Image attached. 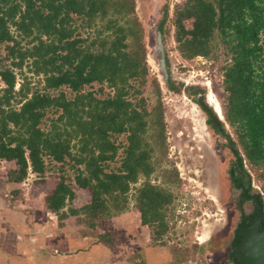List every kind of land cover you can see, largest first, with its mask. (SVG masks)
Here are the masks:
<instances>
[{
    "label": "trees",
    "instance_id": "obj_1",
    "mask_svg": "<svg viewBox=\"0 0 264 264\" xmlns=\"http://www.w3.org/2000/svg\"><path fill=\"white\" fill-rule=\"evenodd\" d=\"M135 5V0H0V47L10 60L4 65L0 57V160L14 164L7 171L14 185L11 194L18 199L16 184L35 173L46 209L58 220L83 216L79 220L89 228H104L99 239L108 246L116 238L106 221L126 209L127 193L139 175L145 181L137 189L135 208L141 224L154 228L157 237L168 228L165 211L172 200L170 192L148 181L153 147L147 131L151 124L162 126V116L160 105L150 111L142 96L149 71ZM168 18L165 0L154 25L162 40ZM173 25L177 51L185 59L208 56L214 38L224 48L223 112L235 137L227 131L223 135L231 144L237 186L251 189L246 164L259 169L264 179V0H183L174 5ZM165 62L168 68L167 55ZM25 67L43 76L41 88L31 89L23 81L15 89L14 69L26 79ZM163 81L170 90L181 91L169 70ZM94 83L106 84L111 92L96 96L89 88ZM153 84L159 92L156 79ZM49 111L56 116L44 129ZM121 134L126 136L123 158L119 167H111ZM158 134L163 140L162 127ZM46 157L72 162L73 178L61 175L49 187ZM75 188L88 199L68 207Z\"/></svg>",
    "mask_w": 264,
    "mask_h": 264
},
{
    "label": "rangeland",
    "instance_id": "obj_2",
    "mask_svg": "<svg viewBox=\"0 0 264 264\" xmlns=\"http://www.w3.org/2000/svg\"><path fill=\"white\" fill-rule=\"evenodd\" d=\"M164 1L135 0V12L144 28L143 41L146 46V64L149 71L148 80L142 88V96L148 110L156 112V107L160 105L162 116V126L151 124L147 131V140L153 147L150 154L153 170L148 181L172 194L171 203L165 211L168 228L163 235L157 237L154 234V228L140 223L139 212L135 208V197L137 189L145 181L141 175L135 183H131L127 193L126 209L107 220L106 226L112 229V236L128 231L136 232L149 243L150 247L164 251L163 258L168 253H172V260L168 264H223L220 262L221 251L227 250L231 228L238 217V212L234 209L235 191L231 187L228 173L233 156L223 145L218 146L220 151L217 153L213 148L207 147L202 117H200L198 109L183 97L182 90L186 82L189 85L193 81L197 82L199 86L203 85L206 91L210 90L221 106L222 119L226 123L227 132L234 139V128L227 122L223 112L225 92L222 88V66L228 58L217 38H214L212 52L208 56L183 58L176 48L173 25L174 5L183 0H167L169 18L165 24L166 31L163 38L165 54L168 55L170 62L167 69L171 79L181 86L180 92L170 90L157 67V55L154 50L156 31L154 25ZM186 25L189 27L190 22H186ZM79 30L82 35L87 34L84 29L80 28ZM262 43L264 45V38H262ZM21 44H25V39L21 40ZM0 57L4 65H10V60L5 58L3 46L0 47ZM14 70L17 73L15 89H18L23 81L31 89L42 87V75H34L28 72V68L25 67L26 79H24L17 69ZM153 79H156L159 84V92L153 84ZM2 87H4V83L0 80V88ZM89 88L97 92L96 96H100L98 93L104 96L111 92L106 84L94 83ZM56 92L51 91V93ZM156 115L157 113L152 115L154 120ZM54 116L56 113L49 111L43 119L41 127L47 129ZM159 126L162 127L163 140L158 137ZM117 141L121 143V146L117 153V159L110 164L111 167H119L121 164L123 148L126 145L125 134L119 135ZM74 149L75 147H73ZM45 159L50 166L45 174L49 187L53 186L55 179L61 175L73 178L75 171L71 166L72 162L61 164L55 163L47 157ZM13 166L12 162L0 160V171L7 172ZM245 166L251 174L253 191L259 192L264 197V179L260 175L261 171L251 168L248 164ZM37 180L36 174L30 172L23 182L17 184L21 190L20 197L16 199L17 203L30 208H39L44 205L45 194L42 186L35 183ZM75 193L76 197L68 204V207H79L88 199L86 192L82 189L75 188ZM54 217L57 218L56 215ZM79 219H83V216L68 215L65 221L57 220V223L64 224L65 229H70L77 234L83 225ZM98 230L93 229V240L97 239L95 235H98ZM204 234H207V239L201 243L199 241ZM198 237L200 239H197ZM143 255H146L144 251L141 252V256ZM209 257H212L216 263L210 262Z\"/></svg>",
    "mask_w": 264,
    "mask_h": 264
},
{
    "label": "crops",
    "instance_id": "obj_3",
    "mask_svg": "<svg viewBox=\"0 0 264 264\" xmlns=\"http://www.w3.org/2000/svg\"><path fill=\"white\" fill-rule=\"evenodd\" d=\"M13 188L7 172L0 171V264H168L172 260V253L163 258L164 251L150 247L133 231L116 234L109 246L99 239L104 228L97 231L96 242L93 229L83 221L76 234L58 224L56 214L45 205L30 208L17 203ZM143 251L146 255L141 256Z\"/></svg>",
    "mask_w": 264,
    "mask_h": 264
},
{
    "label": "flooded vegetation",
    "instance_id": "obj_4",
    "mask_svg": "<svg viewBox=\"0 0 264 264\" xmlns=\"http://www.w3.org/2000/svg\"><path fill=\"white\" fill-rule=\"evenodd\" d=\"M167 58L169 60L168 55ZM182 91L183 97L186 98L191 105H194L195 108L198 109L200 117H202L203 131L206 134L207 147L213 148L214 151L217 153L220 151V148L218 146L223 145L226 147V149L231 152V144L229 143L228 139L223 135V131H227L226 127L223 123H221L219 128L214 127L211 122V113L209 112V110L212 111L213 115H217L216 111L217 113H219V111L216 110L217 108L213 106L209 101L210 90L206 91V88L203 85L199 86L197 85V82L193 81L190 82L189 85L186 82V85L184 86V89ZM204 106H207V108ZM233 163L234 161L232 159L228 167V173L230 177L231 187L235 191L234 209L238 212V217L231 228V236L227 243L228 248L227 250L221 251L222 258L220 262L223 264H240L236 256V246L241 239L239 231L242 227L248 226L251 223L252 217L256 214L259 208L262 209V217L259 228L264 225V197L259 192L255 190L253 191L252 188L248 189V185L246 184H244L243 186H237L239 176L235 171L231 170V168L234 166ZM238 236L239 238L237 239ZM197 239L200 238L198 237ZM236 239L237 242L236 245H234L233 243ZM199 242L202 243V241ZM208 260L210 262L213 261V263H216L212 259V257H209Z\"/></svg>",
    "mask_w": 264,
    "mask_h": 264
},
{
    "label": "water",
    "instance_id": "obj_5",
    "mask_svg": "<svg viewBox=\"0 0 264 264\" xmlns=\"http://www.w3.org/2000/svg\"><path fill=\"white\" fill-rule=\"evenodd\" d=\"M154 50L157 55V67L160 70L162 77L168 75V70L165 62V48L162 40L160 29L155 31ZM207 108V106H204ZM211 113V122L214 127H220L221 123L226 127L222 115L219 113L213 115ZM262 217V209L259 208L256 214L252 217L251 223L248 226L241 228V239L236 246V256L240 264H264V225L259 228Z\"/></svg>",
    "mask_w": 264,
    "mask_h": 264
},
{
    "label": "bare ground",
    "instance_id": "obj_6",
    "mask_svg": "<svg viewBox=\"0 0 264 264\" xmlns=\"http://www.w3.org/2000/svg\"><path fill=\"white\" fill-rule=\"evenodd\" d=\"M209 101L211 102V104H212L213 106H215V107L217 108L216 110H218L219 113L221 114V113H222V111H221V106H220L218 100H216V99L214 98V95H213L212 92L209 93ZM221 115H222V114H221ZM206 239H207V234H204V235L201 237V241H202V242H205Z\"/></svg>",
    "mask_w": 264,
    "mask_h": 264
},
{
    "label": "built area",
    "instance_id": "obj_7",
    "mask_svg": "<svg viewBox=\"0 0 264 264\" xmlns=\"http://www.w3.org/2000/svg\"><path fill=\"white\" fill-rule=\"evenodd\" d=\"M169 55L172 57V55L169 53ZM175 60V59H174ZM184 80V79H183Z\"/></svg>",
    "mask_w": 264,
    "mask_h": 264
}]
</instances>
